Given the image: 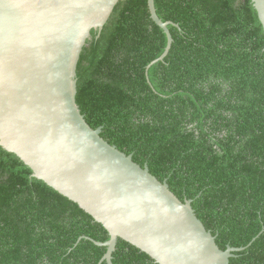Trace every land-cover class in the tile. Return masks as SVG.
<instances>
[{
    "label": "trees",
    "instance_id": "16d2710c",
    "mask_svg": "<svg viewBox=\"0 0 264 264\" xmlns=\"http://www.w3.org/2000/svg\"><path fill=\"white\" fill-rule=\"evenodd\" d=\"M119 0L90 30L75 103L109 145L146 165L229 264H264V31L251 0ZM0 146V264H106L100 223ZM87 237V238H85ZM112 264H156L117 239Z\"/></svg>",
    "mask_w": 264,
    "mask_h": 264
},
{
    "label": "water",
    "instance_id": "95a60500",
    "mask_svg": "<svg viewBox=\"0 0 264 264\" xmlns=\"http://www.w3.org/2000/svg\"><path fill=\"white\" fill-rule=\"evenodd\" d=\"M119 0H0V146L100 223L109 239L100 260L112 264L117 239L156 264H229L166 181L139 166L92 129L76 103V66L90 30L100 31ZM264 31V0H251ZM149 17L172 43L147 0ZM87 238V237H85Z\"/></svg>",
    "mask_w": 264,
    "mask_h": 264
}]
</instances>
